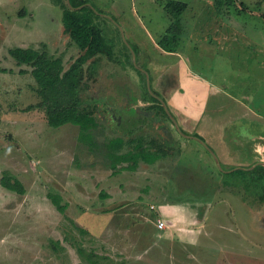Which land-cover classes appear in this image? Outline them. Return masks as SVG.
<instances>
[{"label": "rangeland", "instance_id": "obj_1", "mask_svg": "<svg viewBox=\"0 0 264 264\" xmlns=\"http://www.w3.org/2000/svg\"><path fill=\"white\" fill-rule=\"evenodd\" d=\"M89 1L98 15L94 23L118 61L101 63L95 81L87 82L86 102L96 101L99 110L98 145L90 149L79 140L77 126L52 128L40 111L26 110L39 101L31 68L19 66L9 54L13 48L44 51L67 69L79 50L63 33L64 1L0 0V68L5 70L0 72V180L7 175L24 188L20 195L0 184V264H264V220L258 219L259 224L238 198L222 195L234 189V177H224L219 185L218 176L196 169L192 178L156 176L151 164L137 170L138 175H115L105 149L116 136L127 142L141 135L146 143L156 139L174 151L185 142L169 121L146 109L150 102L141 87L147 83L145 71L153 88L151 70L139 49L133 57L124 48L142 40L152 49L150 38L158 44L169 34L165 7L171 1L187 5L181 14L182 57L199 75L223 84L232 94L227 97H249L244 103L264 117V0ZM135 76L140 87L132 82ZM220 102L213 98L209 108ZM242 117L238 120L252 126L249 116ZM190 142L194 147L187 145L181 156L190 161L188 167L198 166L196 146L202 147ZM250 146L264 163V145ZM145 150L153 158L154 151ZM204 153L215 173H224ZM185 172L190 173L179 171ZM51 196L60 197L65 212L57 210ZM171 206L180 212L164 215V207ZM162 215L167 230L156 226L155 217Z\"/></svg>", "mask_w": 264, "mask_h": 264}, {"label": "trees", "instance_id": "obj_2", "mask_svg": "<svg viewBox=\"0 0 264 264\" xmlns=\"http://www.w3.org/2000/svg\"><path fill=\"white\" fill-rule=\"evenodd\" d=\"M63 1V33L69 37L79 50L78 56L67 69L63 67L60 58H51L44 51L32 48H13L9 51V54L19 66L27 65L31 68L30 74L35 82L33 90L39 101L27 107L26 110L36 109L40 111L43 114V119L52 128H59L67 124L77 126L79 140L87 144L90 149L98 145L95 141V131L99 126L97 117L99 110L96 102H86L84 92L87 89V82L95 81L99 70L103 69L100 67L103 59L109 62L118 61H114L113 47L106 43L102 30L94 23V16L98 15L95 13L96 9L90 1L70 0L73 8L84 6L78 10L70 9L65 0ZM165 8L171 19V27L168 29L170 33L162 36V40H159L158 45L168 52H174L178 50L182 31L180 27L182 25L181 14L186 10L187 5L180 1H171L166 4ZM124 48L129 54L130 50L125 45ZM132 49L135 51L133 46ZM116 58L118 59L119 56L116 55ZM121 61H123L122 56ZM0 72H5V70L0 68ZM20 73L25 72L20 71ZM139 74L145 79L144 74H141V72ZM142 89L146 100L150 102L146 109L155 110L164 120L170 122L161 102L149 94L146 82H144ZM151 93L160 96L153 88H151ZM194 136L200 138L197 134H194ZM126 144L133 146L126 152H121ZM146 148L154 151L153 158L150 157L152 154L150 152L147 154L148 156L143 154ZM105 149L108 159L112 161L110 166L115 175L123 170L134 171L139 161L152 164L158 158L167 156L171 151L178 154L177 150L174 151L169 145L157 142L156 139H151L146 143L141 135L127 142L124 141L123 137L116 136L108 140ZM123 164L126 166H123ZM118 165L122 167L119 168ZM230 174L232 176L225 177L235 178L232 188L241 189L240 192L244 190V200L248 204L255 205L258 209L264 205L263 165L259 164L250 171L237 170ZM0 184L8 191L20 195L24 193L23 185L17 179L10 178L7 175L1 178ZM51 199L60 213L65 212L66 205L60 204L59 196H51Z\"/></svg>", "mask_w": 264, "mask_h": 264}, {"label": "crops", "instance_id": "obj_3", "mask_svg": "<svg viewBox=\"0 0 264 264\" xmlns=\"http://www.w3.org/2000/svg\"><path fill=\"white\" fill-rule=\"evenodd\" d=\"M192 36L193 34L190 33V37ZM150 41L153 44V50L149 45L145 46L142 40L141 42L135 40L136 46L134 48L140 50L139 55L142 62L148 65V71L151 70V84L154 91L160 95L155 96L165 102L184 134L187 136H194V134H197V136L202 138L210 146L217 155L221 168L225 170L222 174L215 173L204 151L208 155L209 153L203 149L202 146L204 151L196 146L198 151L196 153L200 156L199 165L191 166L190 164V167H188L190 161L183 160L181 153L183 149L187 148V145L194 147L190 144V141L193 139L183 136L185 142H178V154H175L177 156L173 157L171 155L173 152L171 151L167 156L158 158L151 165L139 161L134 171L123 170L120 173L130 172L134 175H138L137 170L143 169L144 165H148L155 167L156 171L154 173L156 176H175V174H178V176L193 177L196 176V172H194V169H196L204 171L203 175L205 176H218V184L220 185L224 181L225 176L223 175H231L230 173L241 170L242 168H245L246 171H250L249 168L254 169L258 163H263L256 158V154L253 151L254 147L250 145L254 142L264 145V117H261L256 113V110L254 111L251 106L244 103L245 99L250 100V98L245 96L243 97L244 100H241L237 97H227L228 94H232L223 84L217 86L203 75H199L198 72L190 66V59L182 57L178 50L168 52L162 49L157 44V41L151 38ZM221 44L223 46L222 52H224L226 45L225 39H223V41L221 40ZM255 49L256 48H253L254 52L256 51ZM122 59L124 61L123 57ZM101 63L107 64L109 62L102 61ZM105 67L106 65L104 68ZM121 69L126 73L125 69ZM128 77L131 76L129 75ZM132 82L136 86H139V76H135ZM213 98L220 99L222 103L220 102V104L213 109H210V101ZM224 100H226V102ZM238 110H240V112ZM240 116H243L242 119L246 118L244 116H249L252 126L249 125L247 120H238ZM142 123L144 126V122ZM168 145L167 143V146ZM169 146L172 148L171 145ZM163 166H165L166 169L163 168ZM215 166L218 169L216 164ZM180 170H188L190 173L185 172L184 174H180ZM120 173H118V175ZM153 207L155 208V206ZM177 211L180 212L179 208L176 206L164 207V215L167 213L178 214ZM164 217L163 215L162 217L156 216L155 218L157 219H155V221L158 219L163 220L162 218ZM259 220L263 221L264 215L259 217ZM163 221L166 223L165 229L167 230L168 223L165 220Z\"/></svg>", "mask_w": 264, "mask_h": 264}, {"label": "water", "instance_id": "obj_4", "mask_svg": "<svg viewBox=\"0 0 264 264\" xmlns=\"http://www.w3.org/2000/svg\"><path fill=\"white\" fill-rule=\"evenodd\" d=\"M65 1H66L67 6H68L70 9H76V10H78V9H81L82 7H84V6H80V7H78V8H73V7L71 6V4H70V0H65ZM121 34H122V32H121ZM128 47H129V46H128ZM129 50H130V52L133 54V57H134V54H135V53H134L133 49L129 47ZM143 73L147 76L146 87H147L148 91L151 93L150 76H149L148 72H145V71H144ZM151 94H153V93H151ZM153 97L156 98V99H158V100L161 102V104H162V106H163V108H164V111H165L166 115L168 116L169 120L173 123V125H174L176 131H177L179 134H181L182 136L187 137V138H190V139H193V140L197 141L201 146H203V148H204V149H205V150H206V151L212 156V158L215 160V163H216L217 167H219V168L221 169L220 161H219L217 155L214 153V151L210 148V146H208L203 140H201V139L198 138V137L187 136L186 134H184L183 131H182V130L180 129V127L178 126V124H177L176 120L174 119L173 115H172L171 112L168 110V108H167L165 102H164L163 100H161L160 98L156 97L154 94H153ZM259 164H261V165L264 166V163H258L257 165H259ZM251 169H252V168H249V170H251ZM221 170H222V169H221ZM241 170H245V171H246L245 168H242Z\"/></svg>", "mask_w": 264, "mask_h": 264}, {"label": "flooded vegetation", "instance_id": "obj_5", "mask_svg": "<svg viewBox=\"0 0 264 264\" xmlns=\"http://www.w3.org/2000/svg\"><path fill=\"white\" fill-rule=\"evenodd\" d=\"M96 102V101H95ZM168 108V107H167ZM168 110H169V108H168ZM170 111V110H169ZM170 124H171V126L173 127V129L176 131V129H175V127H174V125H173V123L170 121ZM177 132V131H176ZM194 137H196V136H194ZM201 140H203L202 138H201ZM204 141V140H203ZM205 142V141H204ZM165 143V142H164ZM206 143V142H205ZM207 144V143H206ZM208 145V144H207ZM209 146V145H208ZM203 147V146H202ZM191 177V176H190ZM192 178V177H191ZM190 181L192 180V179H189ZM192 182V181H191ZM193 183V182H192ZM223 183V182H222ZM221 183V184H222ZM200 187V186H199ZM221 188V186L220 187H218L217 189L219 190ZM234 190H238V189H227V190H224V191H222L223 192V196H227V195H230V196H232V197H236V198H238V200L240 201V203H241V205H244L246 208H248V207H250L251 208V210H252V215H254L255 217H256V220L258 221V219H259V217H261V216H263L264 215V205H262L259 209L255 206V205H250V204H248L247 203V201H245L244 200V195H245V192H244V190L242 191V192H240V190L241 189H239V191H234ZM238 192H239V194H238ZM259 221H261V220H259ZM258 221V222H259ZM259 224H260V222H259Z\"/></svg>", "mask_w": 264, "mask_h": 264}, {"label": "built area", "instance_id": "obj_6", "mask_svg": "<svg viewBox=\"0 0 264 264\" xmlns=\"http://www.w3.org/2000/svg\"><path fill=\"white\" fill-rule=\"evenodd\" d=\"M151 209H154V207L151 206ZM165 225H166V223L163 220H160V219L156 220V226H157V228L159 230L164 229L165 228Z\"/></svg>", "mask_w": 264, "mask_h": 264}, {"label": "bare ground", "instance_id": "obj_7", "mask_svg": "<svg viewBox=\"0 0 264 264\" xmlns=\"http://www.w3.org/2000/svg\"><path fill=\"white\" fill-rule=\"evenodd\" d=\"M198 126H199V125H198ZM198 129H199V127H198ZM228 162H229V161H228ZM226 163H227V162H226ZM226 163H225V164H226Z\"/></svg>", "mask_w": 264, "mask_h": 264}]
</instances>
